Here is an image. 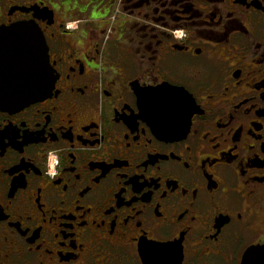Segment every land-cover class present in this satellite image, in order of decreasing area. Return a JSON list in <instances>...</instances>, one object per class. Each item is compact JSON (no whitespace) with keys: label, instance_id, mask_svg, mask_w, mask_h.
<instances>
[{"label":"flooded vegetation","instance_id":"1","mask_svg":"<svg viewBox=\"0 0 264 264\" xmlns=\"http://www.w3.org/2000/svg\"><path fill=\"white\" fill-rule=\"evenodd\" d=\"M19 2L0 28L44 4ZM78 3L38 22L51 93L0 111V264H145L149 244L242 264L264 246V0Z\"/></svg>","mask_w":264,"mask_h":264},{"label":"water","instance_id":"2","mask_svg":"<svg viewBox=\"0 0 264 264\" xmlns=\"http://www.w3.org/2000/svg\"><path fill=\"white\" fill-rule=\"evenodd\" d=\"M17 10L34 15L31 21L0 28V111L17 112L46 98L53 87L50 91L32 87L38 76L42 75L49 85L56 80L46 38L36 21L53 20L54 12L38 5ZM242 264H264V246L250 248Z\"/></svg>","mask_w":264,"mask_h":264},{"label":"snow or ice","instance_id":"3","mask_svg":"<svg viewBox=\"0 0 264 264\" xmlns=\"http://www.w3.org/2000/svg\"><path fill=\"white\" fill-rule=\"evenodd\" d=\"M32 87H34L37 90H41V91L47 88L50 91L51 88L54 87V85H49L46 82L45 78L42 75H40L34 81V83L32 84ZM141 107H142V111L145 113L144 117H141V118L148 119L149 123H151L152 119L154 118V114H153L151 107L147 104H142ZM180 109H181V102L179 100L174 101L168 113L169 117L178 116ZM164 251L165 249H162L157 244L146 245L145 250H144L145 264H158L155 257L160 255ZM254 252L255 251L250 252L249 257H252L254 255Z\"/></svg>","mask_w":264,"mask_h":264},{"label":"rangeland","instance_id":"4","mask_svg":"<svg viewBox=\"0 0 264 264\" xmlns=\"http://www.w3.org/2000/svg\"><path fill=\"white\" fill-rule=\"evenodd\" d=\"M19 1H23V2H19V4H23V5H28V3L30 2H34L35 0H19ZM37 3H45L47 6H49L52 10H54L57 14V19L60 20L62 18L67 17V11H75L78 6L79 0H36ZM28 2V3H26ZM18 3V2H17ZM34 4V3H31ZM78 23L75 22H69L68 23V28L69 30H75L78 27ZM51 167H53V163H51Z\"/></svg>","mask_w":264,"mask_h":264},{"label":"trees","instance_id":"5","mask_svg":"<svg viewBox=\"0 0 264 264\" xmlns=\"http://www.w3.org/2000/svg\"><path fill=\"white\" fill-rule=\"evenodd\" d=\"M40 3V2H39ZM45 4V3H44ZM46 5V4H45Z\"/></svg>","mask_w":264,"mask_h":264}]
</instances>
